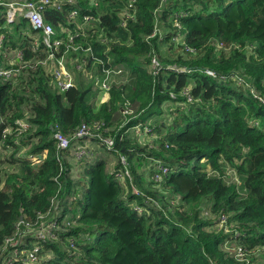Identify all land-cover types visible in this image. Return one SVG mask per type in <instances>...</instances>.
Here are the masks:
<instances>
[{"label": "trees", "instance_id": "trees-1", "mask_svg": "<svg viewBox=\"0 0 264 264\" xmlns=\"http://www.w3.org/2000/svg\"><path fill=\"white\" fill-rule=\"evenodd\" d=\"M130 1L58 0L60 9L44 13L57 39L78 35L82 49L68 58L81 59L93 49L99 58L97 64L89 59L95 77L104 69H125L126 80L99 104L93 102L92 83L77 70L72 88L60 92L52 85V77L36 65L45 56L33 52L38 30L22 17L7 22L0 5V35H5L0 68L1 53H23L21 62L15 58L13 78L0 79V115L7 120L4 127L15 126L25 118L27 104L31 125L19 138L21 145L10 138L14 153L2 161L0 256H6V242L20 221L34 224L49 211L52 218L56 200L75 226L59 232L57 240H39L20 228L19 249L38 243L46 264H242L225 250L227 241L256 248L264 260V0H132L128 9ZM126 11L134 20L122 17ZM85 17L92 19L85 23ZM156 28L160 32L151 37ZM66 50L67 43L61 53ZM173 66L192 72L180 74ZM205 69L238 75L242 84L212 78ZM186 88L192 103L181 96ZM173 105L171 116L161 118ZM56 125L72 141L61 157ZM83 125L115 141L114 149L106 150L117 158L114 173L99 159L83 168L80 180L71 175L72 145L88 141L75 137ZM137 126L150 128L155 138L148 144L139 136L133 140L128 131ZM22 147L28 149L17 158ZM31 154L42 162L36 164ZM122 156L131 176L126 196L115 176L124 170ZM162 167L168 173L156 181ZM227 168L236 172L240 186L226 182ZM205 208L226 215L229 232L203 216ZM255 258L254 264H264Z\"/></svg>", "mask_w": 264, "mask_h": 264}, {"label": "built area", "instance_id": "built-area-1", "mask_svg": "<svg viewBox=\"0 0 264 264\" xmlns=\"http://www.w3.org/2000/svg\"><path fill=\"white\" fill-rule=\"evenodd\" d=\"M0 5H3L6 7V20L9 23L15 22L18 18H24L28 20L31 25L38 30L39 36L34 40L33 42V52L35 53H44L45 56L43 59H40L36 61V65H41L52 77V82L54 86L60 91L64 92L70 88H72L75 84L76 79V72L75 70L79 71L76 68V65L81 63L82 60H84L87 64V74L91 75L92 78V85L93 90L97 91L99 94L103 95L104 98H102V102L105 101V96H110V87L106 85L107 81H111V84H114L117 80H115L114 77L117 75H122L120 78L123 77V73L120 70L116 69H104L102 76H96V71H91L89 59H93L95 64L96 61L99 59L95 56L94 53H92L93 49L89 48L86 50L87 58L80 59L78 56L76 57H70L68 58L67 54L69 52H76L79 53L82 49V45L78 42V35L76 36H69L67 40H64L63 37L61 39L56 38V32L54 28L46 23L44 18V13L46 9L50 7H57V9H60V5L58 4V0H11L8 3H3L0 0ZM133 1L131 0L129 2L128 9L132 8ZM123 17L127 18H133L134 15H130L128 11L121 13ZM78 17V14L76 11L71 13V19L76 22ZM91 17H85L84 22L90 21ZM126 20V19H124ZM122 26H125V22L122 24ZM177 26H179L177 24ZM82 28V26H81ZM160 30L156 28L154 31V34L151 37H154L156 34H158ZM5 35H0V44H4ZM67 43V50L64 53H61L62 46ZM3 46L0 45V48ZM187 51L194 52V50L190 48H186ZM16 58L19 62L23 60V53L18 52ZM15 64V63H14ZM10 67L7 68V66H3V68H0V79L7 81L11 79L16 73L17 69L15 67H12L13 64L9 65ZM25 64L23 65V67ZM94 65L93 67H95ZM92 67V68H93ZM152 70L155 71L154 74L158 73V70H160L159 63L156 59L152 60ZM172 70L175 72H178L180 74H189L192 71L188 70L185 67L177 68L175 66L172 67ZM91 71V72H89ZM205 74L208 76L218 79L220 81H228V80H235L237 84L241 85L243 78L235 75V74H229V75H219L217 72L211 70V69H205ZM72 74L74 76V80L72 78ZM94 79V80H93ZM181 96H184L187 98V103L193 102V96L191 95L190 89L186 88L181 93ZM172 97H175L172 95ZM262 103H264V98L260 99ZM130 104H127L128 108ZM129 110V109H128ZM127 113L131 114L132 111H127ZM5 121L0 118V128L1 130V138H0V180L3 181V183L0 185V189L4 186V176L3 171L6 169V167L1 165V159L5 160L7 157H10L14 150L12 146L9 143V140L11 137L15 136L16 139L14 141V144L21 145L22 142L19 139L23 134H25L30 128L31 125L28 122V117L24 120H18L15 123V126H6L4 127ZM99 127V125H96ZM56 133H55V139L57 141V147L60 151V157L63 155L65 151H69L71 148V139L69 137H66L62 134L60 131L59 126L56 125ZM135 133L137 136L142 137L139 135V133L142 131L141 126H137L134 128ZM144 128V132H146ZM148 129V128H147ZM75 137L80 138L81 140H89V139H96L103 147L108 150L112 151L115 147V141L112 138L109 137H103L101 134L98 135L94 131V129L91 130L90 127L83 125L82 128H80ZM26 152V148L22 147L21 152L16 156L17 158L20 157L22 153ZM86 152H84L83 147H78L77 150L72 153V157H76L78 159L85 158ZM29 158L34 161L36 164H40L43 159L40 157H36L34 155H29ZM69 159V158H68ZM121 163L124 166V170H120L116 173V178L119 181H126V178H130V172L128 170L127 162L125 157H121ZM160 173H157L154 176V179L156 181L162 180V175H166L168 173L167 168H160ZM75 197H73V200ZM59 202L56 200H53V205L55 208L56 213L52 218L50 217L51 211H49L46 214H40L38 216L37 221L32 224L29 222H25L24 220H21L19 223L18 231L16 235L8 239L6 242L4 254L6 256H0V264H46L45 258L41 257V246L37 243L35 247L32 250L27 249H19V246L21 244L22 240V233L21 227L27 231L34 233L39 240H46V239H58V233L65 230L66 227L75 226L73 221H70L69 215L67 213H62L61 208H59ZM50 219H49V218ZM206 217H209L210 219H214L216 222L219 223L220 230L223 229L226 232H229L230 225L228 224V217L224 214H219L218 216L211 214L207 211ZM218 217V218H216ZM240 234H236V238H240ZM71 248H74L73 241L70 244ZM225 250L234 256L235 260H237L239 263L242 264H254L253 258L259 257L258 253L259 250L256 248H253V250H250L248 248H245L242 245H236L235 242L231 244V242L225 243ZM261 250V249H260Z\"/></svg>", "mask_w": 264, "mask_h": 264}, {"label": "rangeland", "instance_id": "rangeland-1", "mask_svg": "<svg viewBox=\"0 0 264 264\" xmlns=\"http://www.w3.org/2000/svg\"><path fill=\"white\" fill-rule=\"evenodd\" d=\"M134 18H135V16L133 18H131V20H134ZM126 21L127 20H123V23L126 22ZM157 27L160 28L158 25H157ZM0 45L4 46V44H0ZM17 53H18V51L16 52V51H12V50H8V52L1 53L2 57H3V60H4V62H2V66H9L10 64L14 65ZM84 58H87V54H85V56L82 57V59H84ZM86 67H87L86 62L84 60H82L81 63L76 65V68L79 70L77 73H82V76H83L85 82L87 81V82H91L92 83V80H91L92 76L91 75H86L87 74V68ZM116 70H120L123 74L125 73L124 75L126 76L125 69H116ZM91 71H94V70H91ZM91 71H89V72H91ZM120 76H122V75H117L116 77H114L115 80L118 79L114 84H111V81H107L106 85L108 87H110V89H112L115 85H118L120 82L121 83L124 82L126 79L124 78V76L122 78H120ZM72 78L74 80L73 74H72ZM52 85H54L53 82H52ZM92 92L94 94L93 95L94 96L93 102H96L97 104L105 103V102H107L109 100L110 96H107V97L105 96V101L102 102V98H104L103 95L99 94L97 91H95L93 89H92ZM98 100H99V103H98ZM173 106H174L173 108H170L169 106L165 107V111L167 112V116L165 114V116H162L161 118H166L168 116H171V114H169V113H171L177 107L176 105H173ZM178 108H180V106ZM127 111H129V110H127ZM23 113L25 115V118L30 116V114H28L29 113V108H28L27 104L23 108ZM0 118H2L5 121V123L7 124V120H6L5 117L0 115ZM24 119H22V120H24ZM154 121H156V120H153L152 122H154ZM167 122H170V121H167ZM141 129H142V127H141ZM149 129H147V128L145 129L147 133H145L143 129L139 133V135H141L143 137L142 138V143H144V144H148L150 139L152 140V138H155V136L152 137L151 134L149 135V133L151 132V129L150 130ZM128 134L131 136V138L133 140L140 141L138 136H137V134L135 133V129L129 130ZM132 135L134 137L135 136L136 137L133 138ZM80 144L83 145V146H79V147H83L84 152H86V154H85L86 157L81 160V159H78L76 157H72L71 155H69V161L71 162V164L73 166V170H72L71 175L74 177L75 180L78 181V180H80L82 178V176H83V168L85 166H87L89 164L91 165L95 161H98L99 159H104V160L106 159L107 160L106 161L107 162L106 163V166H107L106 169H107L108 173L109 172H111V174L114 173V169H115V165H116V162H117V158L115 156H113L112 153L107 152L106 149L101 144V142H99V141H97L95 139H89L87 142H82V143L74 142L73 145H72L71 154L74 153L77 150V148H78L77 146L80 145ZM25 148H26V150L28 149V147H25ZM84 160H86V161H84ZM2 161L3 160L1 159V165L3 166ZM226 173H227V175L225 177V180H226V182L228 184L233 183V184H235L237 186H240L241 180H239L238 175L236 174V172L234 170H232L231 168H227L226 169ZM119 182L125 188L124 194L126 196V193H127L128 189H129L128 188L129 186L127 185V182L125 180L119 181ZM207 211H210L209 208L208 209L205 208L203 210L202 215L206 216ZM216 218H218V217H216ZM263 256H264V254H263ZM258 258L261 261H264L263 258H260V257H258ZM258 258H255V260L257 259V262H259ZM262 263L263 262H261V264Z\"/></svg>", "mask_w": 264, "mask_h": 264}, {"label": "crops", "instance_id": "crops-1", "mask_svg": "<svg viewBox=\"0 0 264 264\" xmlns=\"http://www.w3.org/2000/svg\"><path fill=\"white\" fill-rule=\"evenodd\" d=\"M142 138H143V137H141L140 140H142ZM95 162H96V161H95ZM95 162H94V163H95ZM94 163H93V164H94ZM72 170H73V166H72ZM110 173H111V172H110Z\"/></svg>", "mask_w": 264, "mask_h": 264}, {"label": "clouds", "instance_id": "clouds-1", "mask_svg": "<svg viewBox=\"0 0 264 264\" xmlns=\"http://www.w3.org/2000/svg\"><path fill=\"white\" fill-rule=\"evenodd\" d=\"M208 212H210V211H208ZM211 213V212H210ZM212 214V213H211ZM214 215V214H213ZM216 216H218V215H216ZM212 220H214V219H212Z\"/></svg>", "mask_w": 264, "mask_h": 264}]
</instances>
